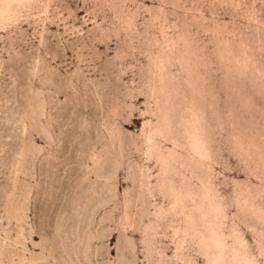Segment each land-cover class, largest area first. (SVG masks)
Wrapping results in <instances>:
<instances>
[{
    "label": "rangeland",
    "instance_id": "obj_1",
    "mask_svg": "<svg viewBox=\"0 0 264 264\" xmlns=\"http://www.w3.org/2000/svg\"><path fill=\"white\" fill-rule=\"evenodd\" d=\"M0 264H264V0H0Z\"/></svg>",
    "mask_w": 264,
    "mask_h": 264
}]
</instances>
